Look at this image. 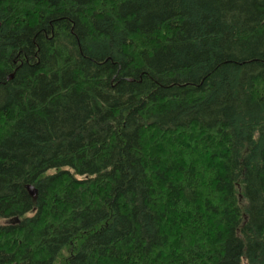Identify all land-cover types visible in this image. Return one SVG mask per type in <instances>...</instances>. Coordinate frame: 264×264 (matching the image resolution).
Instances as JSON below:
<instances>
[{"label":"trees","instance_id":"obj_1","mask_svg":"<svg viewBox=\"0 0 264 264\" xmlns=\"http://www.w3.org/2000/svg\"><path fill=\"white\" fill-rule=\"evenodd\" d=\"M0 219V264H264V0H0Z\"/></svg>","mask_w":264,"mask_h":264},{"label":"water","instance_id":"obj_2","mask_svg":"<svg viewBox=\"0 0 264 264\" xmlns=\"http://www.w3.org/2000/svg\"><path fill=\"white\" fill-rule=\"evenodd\" d=\"M25 186H26V189L28 191L29 196H31V198L36 197V194H37L36 189L33 186H31L30 184L25 185Z\"/></svg>","mask_w":264,"mask_h":264},{"label":"rangeland","instance_id":"obj_3","mask_svg":"<svg viewBox=\"0 0 264 264\" xmlns=\"http://www.w3.org/2000/svg\"><path fill=\"white\" fill-rule=\"evenodd\" d=\"M4 223H9V222H7V220L0 219V224H4Z\"/></svg>","mask_w":264,"mask_h":264}]
</instances>
